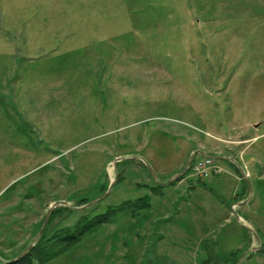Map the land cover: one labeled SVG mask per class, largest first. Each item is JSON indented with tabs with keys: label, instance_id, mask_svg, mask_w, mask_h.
Segmentation results:
<instances>
[{
	"label": "rangeland",
	"instance_id": "1",
	"mask_svg": "<svg viewBox=\"0 0 264 264\" xmlns=\"http://www.w3.org/2000/svg\"><path fill=\"white\" fill-rule=\"evenodd\" d=\"M145 194L30 264H264V0H0V260Z\"/></svg>",
	"mask_w": 264,
	"mask_h": 264
},
{
	"label": "trees",
	"instance_id": "2",
	"mask_svg": "<svg viewBox=\"0 0 264 264\" xmlns=\"http://www.w3.org/2000/svg\"><path fill=\"white\" fill-rule=\"evenodd\" d=\"M191 165L187 168L186 173H188L191 170ZM151 175V174H150ZM183 177L180 176L177 178V180H181ZM117 179V178H116ZM116 181V180H115ZM163 187L162 184L157 183L154 186H151L150 189L155 194H159L161 188ZM107 190L104 189L103 192ZM99 194V195H101ZM96 198H89L87 199L84 204L88 203L92 199ZM151 207V197L149 194H145L142 197H138L136 199H128L120 204H118L116 207L109 208L107 212L95 215V216H87L84 215L80 218L78 222L72 227H63L60 229H56L54 231H51L49 228L44 229L41 234L38 236L37 240L34 242V245L31 247V249L21 258L15 260V261H8L4 262L0 260V264H30L32 256L40 258L42 261H45L47 259V255H56L57 253L62 252L64 249L69 248L70 246L74 245L76 242L81 240V238L90 233L91 231L95 230L98 226H100L103 223L111 222L113 218L118 214H129L132 216H135L136 213H138L140 210L149 209ZM63 209V208H62ZM64 209L69 210V208L64 207ZM56 212V209H52L49 218L50 220L53 218L54 213ZM42 224V223H41ZM48 226V225H47ZM243 228V227H242ZM50 231H49V230ZM243 232L247 233V230L243 228ZM211 244V243H210ZM209 245V243H208ZM211 246V245H210ZM238 249L233 251H230L227 255H225L224 261H228V258L231 257V255H234L238 253ZM239 255H241V251L237 254L236 259L232 261V264H237L239 260ZM221 259L220 257L214 258V263L217 264L216 259ZM211 261V257L209 255V258L205 259V264H209Z\"/></svg>",
	"mask_w": 264,
	"mask_h": 264
},
{
	"label": "water",
	"instance_id": "3",
	"mask_svg": "<svg viewBox=\"0 0 264 264\" xmlns=\"http://www.w3.org/2000/svg\"><path fill=\"white\" fill-rule=\"evenodd\" d=\"M191 157H192V156H190V157L188 158V160L186 161V164H185L184 168H183L180 172H178V174H177L176 177H178V176H179L180 174H182L185 170H187V168H188V166H189V164L191 163V160H192ZM134 158H138V157H134ZM147 167H148L150 173L152 174V176H154V172H153V170L151 169V167H150L149 165H147ZM176 177H175V178H176ZM170 181H171V179H169V180L166 181V182H160L159 184L164 185V184H166V183H168V182H170ZM245 181H246V183H247L248 189L250 190V184H249V181H247V180H245ZM112 185H113V182H111V183L109 184V186H108V188H107V190H106L105 192H103L100 196H98V197L92 199L91 201H89L87 204H85V205L82 206V207L89 206V205H91L93 202H95L99 197L104 196V195L107 193L108 189H110V188L112 187ZM56 204H65V202H57ZM53 207H55V205H53L52 207H50L49 210L47 211V213H46V215H45V218H44V220H43V222H42L41 228H40L39 232L37 233L36 239H37V237L41 234V232L43 231V228L45 227V224H46V222H47V220H48V218H49V214H50L51 210L53 209ZM79 208H81V207H78V209H79ZM238 217H239V216L236 214V217H235V218H236L237 220H239ZM242 227L245 228V230H247V231H251L247 226H245V225H243V224H242ZM36 239H35V240H36ZM33 245H34V243H33L32 245H29L24 251H22V252L19 253L16 257L10 259L9 261H15V260L21 258L22 256H24V255H25V254L31 249V247H32ZM241 258H242V255H240V259H241ZM5 262H8V261H5Z\"/></svg>",
	"mask_w": 264,
	"mask_h": 264
},
{
	"label": "built area",
	"instance_id": "4",
	"mask_svg": "<svg viewBox=\"0 0 264 264\" xmlns=\"http://www.w3.org/2000/svg\"><path fill=\"white\" fill-rule=\"evenodd\" d=\"M215 159L213 157L205 156L198 160H194L191 165V171L194 174L201 176H206L209 173L219 172L220 169L214 163Z\"/></svg>",
	"mask_w": 264,
	"mask_h": 264
}]
</instances>
